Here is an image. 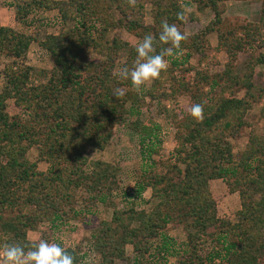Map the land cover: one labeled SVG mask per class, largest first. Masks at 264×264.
Segmentation results:
<instances>
[{"label":"trees","instance_id":"16d2710c","mask_svg":"<svg viewBox=\"0 0 264 264\" xmlns=\"http://www.w3.org/2000/svg\"><path fill=\"white\" fill-rule=\"evenodd\" d=\"M227 1L231 0H135L134 6L128 0L10 2L15 21L31 32L0 24V56L11 59L3 65L0 91V247L15 243L31 248L41 239L48 240L43 235L28 238L39 224L57 227L70 212L89 214L96 203H102L111 215L91 230L88 242L98 255L95 264H148L146 255L153 264H167L179 253L184 254L181 264H264V133L251 131L239 154L230 141L239 136L246 113L261 99L264 118V77L260 84L256 81L264 52L246 59L241 76L234 73L233 64L239 53L264 49V0H256L260 1L258 21L245 15L226 20ZM190 6L211 15L206 26L191 32L184 28ZM51 10L57 12L59 31L38 38L36 29L50 21L40 13ZM181 11L182 20L177 19ZM163 20L188 36L178 55L165 57L167 69L138 90L130 80L113 76L122 66L131 67L137 53L134 45L119 37L103 41L107 31L122 27L141 40L151 34L159 52L170 46L158 38ZM212 32L215 45L209 40ZM33 43L52 61L47 79L38 83L31 78L33 67L26 63ZM92 49L98 51L97 57H91ZM209 51L227 54L222 71L211 73L207 66L189 64L194 55L199 64L206 63ZM201 85L208 86V95L200 91ZM117 87L125 90L124 96L113 95ZM239 89L244 90L242 96L237 95ZM184 93L190 97V107L165 124L174 131L173 147L156 163L151 157L163 142V126L145 124L138 116L150 111L153 102L156 107ZM9 102L15 113L9 112ZM195 103L202 105V119L190 115ZM123 126L136 131L138 152L146 165L117 204L113 193L119 187L121 163L89 160L85 151H102L115 129ZM33 146L37 158L30 160L27 153ZM39 162L47 164L46 170ZM214 179L224 180L229 191L239 195L233 222L217 215L210 186ZM80 188L87 193L83 210L76 209ZM147 190L148 199L143 196ZM146 202L151 206L140 207ZM169 225H181L185 246L168 234ZM64 248L73 255V264H86L81 245Z\"/></svg>","mask_w":264,"mask_h":264},{"label":"rangeland","instance_id":"374dc122","mask_svg":"<svg viewBox=\"0 0 264 264\" xmlns=\"http://www.w3.org/2000/svg\"><path fill=\"white\" fill-rule=\"evenodd\" d=\"M12 0H0V24L14 27L18 30H21L27 34L31 32V28L26 26L25 24L15 21L14 15V7L10 6V2ZM184 7V3H182ZM149 4H145L146 8V17L145 21L151 22V18L149 14ZM187 7V6H186ZM185 7V8H186ZM260 1L252 0V1H227L226 2V13L223 15L226 20L231 19L235 15H245L247 19L251 21H258L259 18V9ZM118 18V13L115 14ZM42 18H46L50 21L44 25H41L37 28V36L38 38H42L47 33H57L59 31L56 11H48L40 13ZM211 20V15L208 11L199 12L194 9V7H188L184 28L188 31H195L201 27H204ZM45 23V22H44ZM97 36V34H95ZM119 37L124 41H128L130 44L135 45L141 39L133 33L128 32L126 29L122 27L110 28L103 41H110L113 37ZM209 40L212 45L217 44L216 33L212 32L209 35ZM155 45V44H154ZM258 52H264V49H257L252 52L239 53L236 57V60L233 62L234 64V73L241 76L245 71L244 63L248 57H253L257 55ZM209 56L211 58L206 60V63L199 64L198 56L194 55L190 58L189 64L196 66L197 68L203 66H207L211 73L220 72L225 68V64L228 61L227 54L225 51H209ZM99 55L98 51L95 49L91 50V57H97ZM11 59L5 55L0 56V91L4 85V78L2 74V68L5 63L10 61ZM26 63L33 67L31 78L34 83H38L41 81H45L47 79V73L52 66V61L50 56L41 53L40 48L36 43H33L29 49L27 54ZM257 65L256 67H258ZM261 69L260 75L257 77V82L260 84L263 81L264 77V65H260L258 67ZM179 72V71H178ZM194 70L191 72V76H194ZM178 75V74H177ZM153 80L146 82L142 86H149L152 84ZM166 81L164 87L167 89L170 88V85ZM203 95L209 94L208 86H200V91ZM191 90H195V86L191 87ZM214 90V89H213ZM212 90V91H213ZM244 90H238L237 95L242 96ZM149 98L146 97V100ZM263 99L259 102H256L252 105V108L246 113L245 121L246 124L241 128V132L238 137L234 139H230L233 147V152L235 154H239L245 147L248 136L251 131L256 132L258 134L264 133V118L260 115V107L262 105ZM152 107L150 111L140 113L138 116L141 122L145 124H149V122H157L161 126H163L165 132L163 133L164 144L160 147L158 154L152 155L151 159L154 162H158L159 158H166L170 150L173 147L174 142V133L170 129V127L165 124L169 121H173L176 119V116L189 109L190 107V97L184 94L175 95L172 98L162 100L157 104L152 103ZM9 112L15 113V111L9 102ZM179 112V113H178ZM133 120L135 117H132ZM131 118H129L130 120ZM171 119V120H170ZM136 131L129 129L128 127H117L115 129V134L110 144H108L102 151L96 150L94 148H87L85 151V155L89 160L100 159L108 162H116L119 161L121 163V169L119 171V184L118 189L115 190L114 201L117 204L121 203L122 200V191L124 190H132L135 181L138 179L140 175V171L143 167H145L146 163L140 156L138 152V143L136 138ZM163 149V150H162ZM27 156L30 160H35L37 158V150L33 146L29 149ZM148 163V161H147ZM39 167L42 170H46L47 164L44 162H39ZM87 170V167H86ZM211 190L216 199V208L217 215L220 218L227 219L230 221L236 220V213L240 208V199L238 193L230 192L228 186L225 181L222 179H214L210 181ZM77 196V204L76 209L83 210L84 201L83 198L87 196V193L84 192L83 189H79L76 191ZM144 198L148 199L150 196V191L147 190L143 193ZM148 208L151 206V203H142L140 207ZM91 213L85 214L80 213L77 216H72V212H70L69 216L64 220L63 224H59L57 227L51 226L50 223H41L38 225L37 230L29 231L28 238L31 240H36L37 238L46 236L48 241H55L61 244L63 247L67 245H81V251L85 252V257L83 262L86 264H95L98 261V255L96 251L91 247V244L88 242L90 240L91 230L99 225V223L103 219H109L111 215V209L106 208L102 203H96L91 208ZM168 234L174 238L179 243V245L185 246L186 234L183 231L181 225L175 227L173 225H169ZM156 239L153 240L152 244H156ZM183 248V247H182ZM131 248L127 247V253H131ZM151 254L155 251L153 249V245L151 248ZM184 258V254L179 253L176 256L170 257L167 261V264H181ZM145 260L148 264H153V259L150 258L149 255L145 256ZM157 259H155L156 262ZM117 264H129L126 261H119Z\"/></svg>","mask_w":264,"mask_h":264},{"label":"clouds","instance_id":"9594fccd","mask_svg":"<svg viewBox=\"0 0 264 264\" xmlns=\"http://www.w3.org/2000/svg\"><path fill=\"white\" fill-rule=\"evenodd\" d=\"M134 6L135 0H128ZM184 13L178 12L177 19L182 20ZM162 31L159 32V41L170 46L159 52L154 50V37L145 34L143 39L138 41L134 47L137 53L132 66H122L113 76L118 79L130 80L132 87L137 90L150 80L159 77L162 71L168 67L165 57H172L179 54L181 41L187 40L186 33L181 32L176 24H170L167 20L161 21ZM117 98L125 95L123 88L117 87L113 90ZM190 115L196 119L203 118V108L199 103L191 106ZM74 257L61 244L55 241L39 240L31 248L15 243H6L0 247V264H73Z\"/></svg>","mask_w":264,"mask_h":264},{"label":"crops","instance_id":"0c3cea01","mask_svg":"<svg viewBox=\"0 0 264 264\" xmlns=\"http://www.w3.org/2000/svg\"><path fill=\"white\" fill-rule=\"evenodd\" d=\"M51 11H55V10H51ZM46 12H48V11H46ZM41 13H42V12H41ZM56 13H57V12H56ZM162 126H164V125H162ZM170 129L173 131V129H172V128H170ZM163 131H165V130H164V128H163V130L161 131V134H160V137H161V138H162V140H163V142H162L161 146H163V144H164V139H163V135H162V134H163V133H162ZM173 133H174V131H173ZM162 150H163V149H162Z\"/></svg>","mask_w":264,"mask_h":264},{"label":"built area","instance_id":"2783aa9c","mask_svg":"<svg viewBox=\"0 0 264 264\" xmlns=\"http://www.w3.org/2000/svg\"><path fill=\"white\" fill-rule=\"evenodd\" d=\"M165 131H163L162 133H164ZM163 135V134H162Z\"/></svg>","mask_w":264,"mask_h":264}]
</instances>
